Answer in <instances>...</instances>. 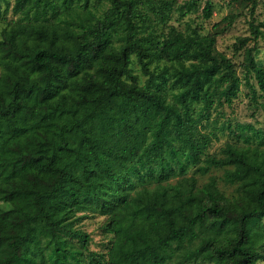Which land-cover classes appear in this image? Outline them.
I'll use <instances>...</instances> for the list:
<instances>
[{
  "label": "trees",
  "instance_id": "trees-1",
  "mask_svg": "<svg viewBox=\"0 0 264 264\" xmlns=\"http://www.w3.org/2000/svg\"><path fill=\"white\" fill-rule=\"evenodd\" d=\"M73 1L14 0L19 15L1 30L0 264H255L260 253L245 242L248 216L264 215V135L206 154L215 133L200 128L215 104L237 96L231 59L211 33H143L142 0H110L100 16ZM252 50L243 78L264 95ZM169 79L173 101L163 92ZM189 164L202 174L224 167L235 194L213 177L163 182ZM148 178L153 187L131 192ZM87 211L104 216L103 250L90 249L77 224Z\"/></svg>",
  "mask_w": 264,
  "mask_h": 264
},
{
  "label": "rangeland",
  "instance_id": "rangeland-1",
  "mask_svg": "<svg viewBox=\"0 0 264 264\" xmlns=\"http://www.w3.org/2000/svg\"><path fill=\"white\" fill-rule=\"evenodd\" d=\"M139 8L143 13L144 28L152 30L161 37L169 31L171 27L183 32L197 31L200 34L211 33L215 36L214 50L223 52L233 62L238 75L241 77L240 89L230 104H215L209 118H202L201 130L213 131L215 136L209 143L206 154H220L221 147L226 142L237 145L248 143H258L257 138L264 135V95H260L256 81L249 77L248 83L243 78L244 49L247 46L253 47V56L255 60L264 66V0H256L254 10H251V2L248 0H209L211 4V13L204 15L203 7L207 0H142ZM14 0H4L2 2V12L0 14V34L4 26L18 17V13L13 10ZM74 7L79 10L84 8L91 9L97 16H100L110 5V0H74ZM85 4V5H84ZM189 9H188V8ZM161 11H164L160 14ZM257 24L261 34L254 37L251 29V23ZM248 36L247 42L238 46V38ZM164 60H160L162 65ZM131 67L134 73L138 75L139 81L144 82L147 74L143 72L135 56ZM155 69V62L150 64ZM1 71V66H0ZM253 88H257L255 99L249 96ZM177 88L172 85L169 79L163 88L167 99L173 101ZM195 107L197 110L198 106ZM197 114V111L195 112ZM264 142V141H263ZM264 147V143H261ZM205 154V155H206ZM203 155V156H205ZM196 165L189 164L183 173L171 175L164 183L174 182L182 176L194 175L197 178V184L205 183L209 178H214L218 189L227 196L235 194L236 183H228L221 176L224 167H211L207 172L200 173L195 170ZM156 184L155 179H146L136 183L131 192L142 187H153ZM5 204L0 201V206ZM104 216L99 213L85 212L78 221V225L89 234V248L100 251L105 249V243L108 239L102 228ZM197 242L194 238L193 243ZM245 244L255 248L260 256L255 264H264V215L248 216L247 240ZM189 264H216L212 261L196 259Z\"/></svg>",
  "mask_w": 264,
  "mask_h": 264
}]
</instances>
